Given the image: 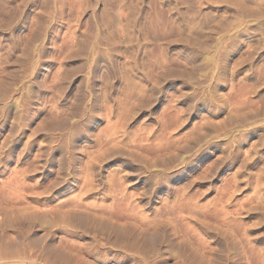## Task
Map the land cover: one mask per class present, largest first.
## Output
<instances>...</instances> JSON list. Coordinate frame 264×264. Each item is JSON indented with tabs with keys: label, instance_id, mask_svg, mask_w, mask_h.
Returning <instances> with one entry per match:
<instances>
[{
	"label": "rangeland",
	"instance_id": "1",
	"mask_svg": "<svg viewBox=\"0 0 264 264\" xmlns=\"http://www.w3.org/2000/svg\"><path fill=\"white\" fill-rule=\"evenodd\" d=\"M200 262L264 264V0H0V264Z\"/></svg>",
	"mask_w": 264,
	"mask_h": 264
},
{
	"label": "bare ground",
	"instance_id": "2",
	"mask_svg": "<svg viewBox=\"0 0 264 264\" xmlns=\"http://www.w3.org/2000/svg\"><path fill=\"white\" fill-rule=\"evenodd\" d=\"M238 15H239V14H238ZM223 27H224V26H223ZM85 38H86V37H85ZM83 39H84V38H83ZM87 39H88V38H87ZM74 202H75V201H74ZM78 202H79V201H78ZM78 202H77V203H78ZM65 212H66V211H65ZM41 215H42V214H41ZM83 215H84V214H83ZM61 216H63V215H61ZM44 217H45V216H44ZM64 217H65V216H64ZM42 219H43V218H42ZM63 220H64V219H63ZM68 224H69V223H68ZM95 226H96V225H95ZM91 227H92V226H91ZM114 228H115V227H114ZM101 229H102V228H101ZM112 229H113V228H112ZM114 230H115V229H114ZM112 231H113V230H112ZM124 231H125V230H124ZM102 232H103V231H102ZM117 233H118V232H117ZM118 235H119V234H118ZM153 235H154V234H153ZM119 237H120V236H119ZM185 256H186V255H185ZM149 259H150V258H149ZM192 260H193V259H192ZM206 260H207V259H206ZM186 261H187V260H186ZM188 261H189V259H188ZM200 261H201V260H200ZM202 261H203V260H202ZM191 262H192V261H191ZM205 262H206V261H205ZM205 262H204V263H205ZM213 262H214V261H213ZM188 263H189V262H188ZM188 263H187V264H188ZM195 263H196V262H195ZM195 263H194V264H195ZM198 263H199V262H198ZM200 263H201V262H200ZM190 264H191V263H190ZM201 264H202V263H201Z\"/></svg>",
	"mask_w": 264,
	"mask_h": 264
}]
</instances>
